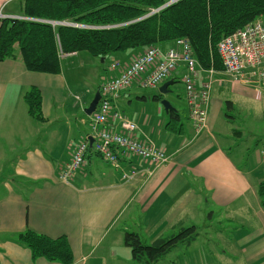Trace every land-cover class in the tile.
Segmentation results:
<instances>
[{
  "label": "crops",
  "instance_id": "0c3cea01",
  "mask_svg": "<svg viewBox=\"0 0 264 264\" xmlns=\"http://www.w3.org/2000/svg\"><path fill=\"white\" fill-rule=\"evenodd\" d=\"M21 9V0H0V20L21 16ZM144 50L117 60L128 63ZM183 72L181 65L168 80H181ZM206 78L203 73L202 80ZM31 86L42 93L44 121L35 122L28 113L24 94ZM231 91L253 100L264 98V89L256 97V87L215 69L207 127L199 134L192 127V135L181 123L180 109L173 105L180 117L171 118L159 106L157 94L122 91L116 108L138 124L137 137L166 151L168 162L153 168L151 162L130 155L114 167L91 145L82 168L64 180L61 172L76 146L92 135V116L86 114L80 121L77 117L78 109H86L85 95L70 85L63 63L61 73L49 74L29 71L21 58L1 61L0 121L5 124L4 112L11 111L22 125L18 133L23 138H0V264H62L34 260L31 250L16 241L17 234L27 229L52 238L66 236L75 258L72 264H137L124 243L126 231L137 232L143 240L146 236L152 243L191 225L197 227L198 235L178 246L182 253L176 258L182 264H264V204L259 194L264 161L258 152L249 154L241 146L242 130L229 128L224 101L216 93L229 96ZM134 96L159 105L152 110L143 106L131 115ZM185 119L192 124L188 107ZM73 121L80 127L89 125L90 130L82 131L79 138H68L74 133ZM53 124L65 125L61 138ZM40 133L41 138H27ZM16 142L28 145L20 155L9 154ZM245 161L250 163L247 169ZM148 168H153L152 174H147ZM132 169L137 175L124 180L123 172ZM131 226L138 230H129Z\"/></svg>",
  "mask_w": 264,
  "mask_h": 264
},
{
  "label": "trees",
  "instance_id": "16d2710c",
  "mask_svg": "<svg viewBox=\"0 0 264 264\" xmlns=\"http://www.w3.org/2000/svg\"><path fill=\"white\" fill-rule=\"evenodd\" d=\"M166 2L21 0L20 18L0 20V62L21 58L29 71L59 74L61 53H88L100 61L105 58L104 66L117 53L153 45L166 48L178 38H187L202 67L223 69L217 49L221 39L264 15V0H178L159 9ZM152 9L159 10L151 13ZM155 97L160 101L164 98L161 93ZM24 99L31 117L44 121L40 89L29 87ZM169 114L174 119L180 117L178 111ZM259 194L264 204V181ZM197 235V227L191 225L148 244L137 232L126 231L124 243L137 264H157ZM16 241L31 250L34 260L45 258L62 264L75 260L66 236L52 238L27 229L17 234Z\"/></svg>",
  "mask_w": 264,
  "mask_h": 264
},
{
  "label": "built area",
  "instance_id": "2783aa9c",
  "mask_svg": "<svg viewBox=\"0 0 264 264\" xmlns=\"http://www.w3.org/2000/svg\"><path fill=\"white\" fill-rule=\"evenodd\" d=\"M157 11L152 9L151 13ZM217 49L226 75L256 87L257 92L264 89V26L260 18L223 37ZM69 55L75 53L63 54V57ZM181 65H184L181 81L185 85L184 98L189 108V117L196 133H201L207 127L215 68L202 67L187 38H178L167 48L149 46L128 63L111 59L109 72L119 73L103 77L99 89L101 99L91 115L92 135L76 146L70 161L61 172V178L69 179L82 168L91 145L98 155L114 167H120L123 156L130 155L151 162L153 168L168 162L169 155L165 150L151 140L136 136L138 124L116 108L115 101L122 91L135 83L143 88H158ZM203 73L207 74L204 80ZM261 153L264 157V148ZM153 168H148L147 174H152ZM135 175L137 170L132 169L131 172L124 171L122 176L129 181Z\"/></svg>",
  "mask_w": 264,
  "mask_h": 264
},
{
  "label": "rangeland",
  "instance_id": "374dc122",
  "mask_svg": "<svg viewBox=\"0 0 264 264\" xmlns=\"http://www.w3.org/2000/svg\"><path fill=\"white\" fill-rule=\"evenodd\" d=\"M166 1L168 2L171 0H166ZM260 19L264 26V15L261 16ZM60 55L63 63V70H65L70 85L73 87H78L81 93L85 95V103H86L85 108H87L98 91V84L100 83V76H101L99 75L100 70L102 69V71L104 72V73L102 72L103 75L101 77V80L103 79V76L110 75V72L107 68L109 63L103 66L104 62L100 61L99 59H95L93 56H91L88 53H80L78 55L71 56L69 58L65 57L67 59L63 57V53H61ZM131 55H132V51H127L125 53H117L115 55V58L121 60H127L130 58ZM68 63L71 64L69 65ZM87 83H89L90 86L87 87L88 85ZM159 88L160 86L158 88L138 87L137 83H135L130 88V91H132V93L134 94L140 93L146 95H153L160 93ZM87 90L89 92H87ZM254 92H255L254 95L256 97L260 96L257 91ZM161 94L164 96V99L169 100L172 103V105L180 109L183 115V119L181 123L184 124V126L187 128L188 133L192 135V133L194 132L193 130L194 127L191 125L193 124L190 125V123L185 119V114L188 106L186 101L184 100V95H185L184 83L181 80H177L175 83L170 85L169 93H165V94L161 93ZM216 95H218V97L222 98L224 101L223 112L224 115L226 116L228 115V117L230 118L229 128L230 129L237 128L242 130L243 132V136H242L243 140L240 143L241 146L245 145L247 149L250 150L249 154L258 152L259 158L263 162L264 157L261 153V150L264 148V98L259 100H253L249 97L248 94L242 95L236 93L235 91H231L229 96L228 95L225 96L224 94H217V93ZM227 100H232L234 102V106L233 107L229 106ZM133 102H134V106L129 110L130 112L126 110L131 115L133 111L136 110L140 111L141 109H143V106H145L144 108L146 110L148 109L152 110L155 109L154 106L158 104V103L152 104V102L144 103L141 100L135 99V96L133 97ZM159 106H162L164 108L162 103ZM77 112H78L77 117L78 120L80 121L81 118H84L86 113L85 110L82 109H78ZM11 113H12L11 111L4 112L3 118L5 119L8 116V119L6 120L5 124H1L2 122L0 121V138H23V136H20V134L18 133V131L22 129L21 128L22 125L19 124L17 118L16 119L12 118L13 116ZM75 117L76 116L73 114L74 119ZM35 122L37 121L35 120ZM176 122L177 121L173 123L175 126H176ZM73 125H74V133L72 136L69 135L68 138H79L82 131L90 130L89 125H84L80 127L75 123V121H73ZM27 128L28 127H25V129ZM51 128L59 131L60 133L59 138H61L63 133L65 132V125L62 126L60 124H53L51 125ZM29 130L32 131L30 128ZM41 136L42 133H40L38 137L35 134L33 135L30 134L27 136V138H41ZM27 145L28 144L26 142H23V144L16 142L13 145L14 149L12 150V152L10 153L8 152V153L9 154L12 153L14 155H20L24 152V148ZM255 159H257V157H254V160ZM243 166L246 169L250 167L249 161L248 162L245 161L243 163ZM125 219L128 220V218ZM121 228H125V227H121ZM132 229L138 230V228L135 226H131L129 228V230ZM143 241L148 244L151 242L149 239L146 238V236ZM180 245L182 244H179L178 246ZM180 253H182L181 248L177 247L173 249L163 259H161L157 264H171L172 261H174L176 264H182V259L176 258L177 255H180Z\"/></svg>",
  "mask_w": 264,
  "mask_h": 264
},
{
  "label": "water",
  "instance_id": "95a60500",
  "mask_svg": "<svg viewBox=\"0 0 264 264\" xmlns=\"http://www.w3.org/2000/svg\"><path fill=\"white\" fill-rule=\"evenodd\" d=\"M176 1H178V0H171V1H168V2H166L164 5H162L159 9L164 8V7H167L168 5H170V4H172V3L176 2ZM159 9H158V10H159ZM20 17H21V16H15V17H11V18H20ZM55 23H58V22H54V24H55ZM62 24H68V23L63 22ZM70 25H71V24H70ZM104 61H105V58L102 59V62H104ZM173 82H174L173 79H170V80L164 82V83L160 86V88H159L160 93H163V94H165V93H169V86H170L171 84H173ZM100 99H101V94H100L99 91H97L95 97L93 98V100L91 101V103L89 104V106L85 109L86 114H88V115H92V114L96 111L97 106H98V104H99V102H100ZM161 103L163 104L164 109H165V111H166L167 113H169L170 111H177L176 108L172 105V103H171L169 100L163 98V99L161 100ZM92 142H93V140L91 139V143H92Z\"/></svg>",
  "mask_w": 264,
  "mask_h": 264
}]
</instances>
